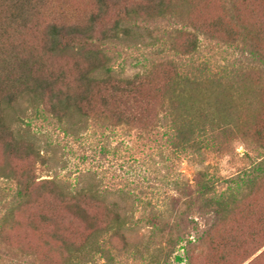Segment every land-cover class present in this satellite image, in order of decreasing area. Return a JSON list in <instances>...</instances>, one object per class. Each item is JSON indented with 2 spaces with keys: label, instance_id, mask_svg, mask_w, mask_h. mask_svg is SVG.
Listing matches in <instances>:
<instances>
[{
  "label": "trees",
  "instance_id": "trees-1",
  "mask_svg": "<svg viewBox=\"0 0 264 264\" xmlns=\"http://www.w3.org/2000/svg\"><path fill=\"white\" fill-rule=\"evenodd\" d=\"M82 1L0 0V264H264V110L255 88L264 81V0H219L220 13L188 21L187 0ZM164 22L176 26L173 42L185 35L175 50L183 56L231 49L235 61L223 56L217 78L174 57L117 70L115 48L159 40ZM39 121L77 141L91 132L99 157L124 144L141 160L119 186L90 169L74 182L39 178L48 164L31 129ZM234 140L249 162L231 175L204 167L187 179L177 168L183 159L203 164L204 147Z\"/></svg>",
  "mask_w": 264,
  "mask_h": 264
},
{
  "label": "rangeland",
  "instance_id": "rangeland-1",
  "mask_svg": "<svg viewBox=\"0 0 264 264\" xmlns=\"http://www.w3.org/2000/svg\"><path fill=\"white\" fill-rule=\"evenodd\" d=\"M218 1L219 0H187V4L182 7L181 12L185 17H188L186 21L191 18L202 20L213 14L220 13ZM72 2L76 5L77 3L83 5L82 0H72ZM258 9L263 13V18L264 6ZM169 24L168 22L161 23V25H163L162 27H159V23L153 24L159 27L157 31L159 40L155 41V39H153V43H151L149 38H145L142 39V41L126 42L127 44L117 46L115 48V53H117L115 66L118 68L117 70L120 71L121 68L124 74L130 75L143 68V63H146L144 59H148V63L154 60L156 63L159 62L158 64H161V61L164 59L174 57L175 59H179V61L183 63L182 68H187L189 72L193 70L196 71V67H201L203 71L199 73H206L207 76L210 75L212 78H217L221 65L225 63L223 56H228L229 61H235L231 49L227 51V54L226 52L222 53L220 51L221 49H216L210 54L204 53L206 56H201V58L198 57L196 61L187 55L183 56L175 50L178 51V47H180V44L185 40V35H179L178 33L173 42V37L170 35L169 31H172L176 26L170 28ZM160 28L166 29V32ZM201 54H203V52H201ZM58 61H69V59L59 58ZM201 61L203 63L202 65L200 64ZM255 88L259 90V92L257 91V97H259V100L262 102L259 107L264 110V81L257 80L255 82ZM40 123V121L34 122L31 126L32 133L35 134L39 147L42 152L48 156V164L46 167L39 170V178L48 175V177H58L74 182L81 173H87V170L90 169L92 172L95 171L99 174H105L107 181L110 180L111 183L116 184L115 186H119L123 184L122 176L124 171H127L131 166H137V161L141 160L142 155L135 150L134 145H132L131 150H128L123 144L116 154L111 153L106 157H99L95 154V149L98 144L95 136L92 135L91 132H85L82 140L77 141V138L74 136H65L60 130L47 126L45 123ZM120 137L121 135H117L115 138H109V147L118 145L117 143L121 139ZM217 142L219 145L215 143L203 148V164L187 159H183L178 163L177 168L182 172L185 178L192 179L197 170L203 169L204 167H207L208 171L214 177H226L249 162L248 158L243 156L245 146L242 141L234 140L227 144H220L219 141ZM143 169L144 167H142V170ZM135 180L138 184L147 185L145 182L146 179H143L142 176H137ZM0 185L4 187L2 183ZM2 194L3 192L0 190V195ZM144 230L146 229H141V231ZM18 232L20 235H23L24 238L26 237L27 240L31 239L41 256L48 255L50 259H53L54 251L44 245L41 246L40 240L35 232H32L27 226L20 227ZM199 263L202 264L201 262Z\"/></svg>",
  "mask_w": 264,
  "mask_h": 264
}]
</instances>
